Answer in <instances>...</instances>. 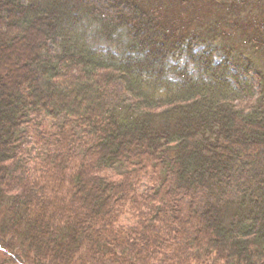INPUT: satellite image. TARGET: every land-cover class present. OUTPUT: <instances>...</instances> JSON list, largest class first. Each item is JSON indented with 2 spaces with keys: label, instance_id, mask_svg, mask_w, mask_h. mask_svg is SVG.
Here are the masks:
<instances>
[{
  "label": "trees",
  "instance_id": "16d2710c",
  "mask_svg": "<svg viewBox=\"0 0 264 264\" xmlns=\"http://www.w3.org/2000/svg\"><path fill=\"white\" fill-rule=\"evenodd\" d=\"M253 58L264 0H0V264H264Z\"/></svg>",
  "mask_w": 264,
  "mask_h": 264
},
{
  "label": "rangeland",
  "instance_id": "374dc122",
  "mask_svg": "<svg viewBox=\"0 0 264 264\" xmlns=\"http://www.w3.org/2000/svg\"><path fill=\"white\" fill-rule=\"evenodd\" d=\"M218 53L219 54H217L216 57H219L222 54L221 52H218ZM253 60L257 64L258 68H259V65H261V67L264 69V64L262 62L260 63L259 60H256L254 58H253ZM245 74H246L245 75L246 78L249 80V82L252 84V86H254V88H255V91L254 92H255V94L257 96V94L259 92V89L258 88L256 89V87L259 86V76L255 73L254 68H251L250 71H248V73L245 72ZM256 83L258 84V86L256 85ZM249 100H250V97L247 99V102H249Z\"/></svg>",
  "mask_w": 264,
  "mask_h": 264
}]
</instances>
